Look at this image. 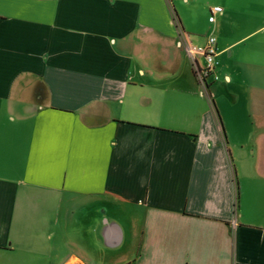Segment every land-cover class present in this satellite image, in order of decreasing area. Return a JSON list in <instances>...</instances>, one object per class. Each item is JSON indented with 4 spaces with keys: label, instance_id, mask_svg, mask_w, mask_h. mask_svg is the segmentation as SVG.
I'll list each match as a JSON object with an SVG mask.
<instances>
[{
    "label": "crops",
    "instance_id": "1",
    "mask_svg": "<svg viewBox=\"0 0 264 264\" xmlns=\"http://www.w3.org/2000/svg\"><path fill=\"white\" fill-rule=\"evenodd\" d=\"M170 4L0 0V264H264V0Z\"/></svg>",
    "mask_w": 264,
    "mask_h": 264
},
{
    "label": "built area",
    "instance_id": "2",
    "mask_svg": "<svg viewBox=\"0 0 264 264\" xmlns=\"http://www.w3.org/2000/svg\"><path fill=\"white\" fill-rule=\"evenodd\" d=\"M211 15L208 18L209 23H213L215 20L214 15L222 13V8L215 6L210 11ZM183 50L192 62V69L195 72V77L201 87L202 95L209 98V84L208 80L212 78L217 80L216 66H217V51L216 41L213 36L207 38V41L202 46H190L189 44H183ZM202 58L204 64L199 67L197 59Z\"/></svg>",
    "mask_w": 264,
    "mask_h": 264
},
{
    "label": "trees",
    "instance_id": "3",
    "mask_svg": "<svg viewBox=\"0 0 264 264\" xmlns=\"http://www.w3.org/2000/svg\"><path fill=\"white\" fill-rule=\"evenodd\" d=\"M168 1H169V6H170V10H171V12H172L173 19H174V21L176 22V26H177V25H178V16H177V13H176V11L174 10L172 4H170V0H168ZM192 73H193V75H194V77H195V72L192 71Z\"/></svg>",
    "mask_w": 264,
    "mask_h": 264
},
{
    "label": "rangeland",
    "instance_id": "4",
    "mask_svg": "<svg viewBox=\"0 0 264 264\" xmlns=\"http://www.w3.org/2000/svg\"><path fill=\"white\" fill-rule=\"evenodd\" d=\"M174 5V4H173ZM175 11H176V13H177V15H178V11H177V9L175 8ZM185 43V42H184ZM183 41L181 40V42H180V48H181V50L183 49ZM195 79H196V77H195ZM196 81H197V83L199 84V82H198V80L196 79Z\"/></svg>",
    "mask_w": 264,
    "mask_h": 264
}]
</instances>
